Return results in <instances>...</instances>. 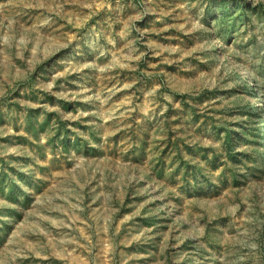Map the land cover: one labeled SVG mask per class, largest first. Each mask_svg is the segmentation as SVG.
Returning <instances> with one entry per match:
<instances>
[{
  "label": "rangeland",
  "instance_id": "rangeland-1",
  "mask_svg": "<svg viewBox=\"0 0 264 264\" xmlns=\"http://www.w3.org/2000/svg\"><path fill=\"white\" fill-rule=\"evenodd\" d=\"M244 76L264 0H0V264H264Z\"/></svg>",
  "mask_w": 264,
  "mask_h": 264
},
{
  "label": "bare ground",
  "instance_id": "bare-ground-1",
  "mask_svg": "<svg viewBox=\"0 0 264 264\" xmlns=\"http://www.w3.org/2000/svg\"><path fill=\"white\" fill-rule=\"evenodd\" d=\"M240 82L245 87V89L247 90L248 93H254L255 97L257 98V105H256V108H255V112H256V115H257V121L258 122L264 121V110H263V108H264L263 104L264 103H262V98L258 95L257 91L254 89L253 85L250 83L248 78L245 77V82H246L245 84H244V82L242 80H240ZM246 84L249 85V88L246 86Z\"/></svg>",
  "mask_w": 264,
  "mask_h": 264
}]
</instances>
